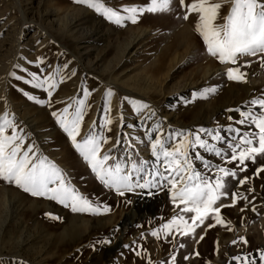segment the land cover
I'll return each instance as SVG.
<instances>
[{"label":"rangeland","instance_id":"rangeland-1","mask_svg":"<svg viewBox=\"0 0 264 264\" xmlns=\"http://www.w3.org/2000/svg\"><path fill=\"white\" fill-rule=\"evenodd\" d=\"M98 2L127 16L125 8H146L151 0ZM191 2L193 0H186V4ZM215 2L222 4L215 21L221 25L231 11V0ZM174 6L177 7L175 13H143L136 24L125 21L121 27L75 0H0V116L5 111L9 112V118L14 115L30 137L25 145L35 143L82 196L110 209L99 216L73 212L71 207L66 208L44 197H32L14 183L0 181V264H16L19 259L26 264H148L149 260L151 264H171L173 243L177 247L175 264H237L233 257L245 255L262 264L259 256L264 252V172L258 176L254 174L257 168L264 167V158L257 156L255 163L245 161L246 171L238 175V179L250 178L245 186L237 189L236 181H233L232 191L244 193L250 203L246 207L238 196L236 206L221 208L224 226L216 225L203 231L208 223L215 224L214 220H206L205 225L196 228L194 235L189 237L181 236L173 226L165 238L162 225L179 215L170 193L136 189L120 197L114 190L105 188L50 115L52 110L84 99L87 106L83 109L78 142L95 121L97 132L101 131L100 125H104L103 134L108 141L102 144L100 156L120 140L110 156L126 160L124 134H130L143 141L140 144L133 141V155L138 151L140 158L150 163L155 158L151 157V146L145 140L141 126L145 124L150 128L156 120L163 121V135L168 134L169 128L195 130L206 127L218 129L221 136L230 139L234 135L228 130L230 126L241 132L257 131L254 125L236 124L241 119L239 113L226 110L240 108L247 111L253 107L254 112L260 111L258 105L248 103L264 98V67L260 65V55L238 61L244 65L240 71L246 74V82L229 81L226 68L233 65H221L217 58L207 54L203 40L195 30L198 16L189 14L190 18L185 21L181 18L184 9ZM132 41L133 45L127 51L126 45ZM38 56L45 60L46 71L59 69L66 74L65 80L53 92L52 108L39 106L23 94L27 92L48 99L40 89L24 83L29 79L28 72H38L36 64L27 61H35ZM65 62H69L70 69L76 70V76L67 78L70 72L63 68ZM17 63L20 68L14 69ZM224 66L226 68L220 74L212 75ZM24 68L28 71L22 72ZM13 70L24 79L18 81L10 76L9 72ZM211 88L217 91L212 93ZM82 89L88 90L90 95L84 97ZM108 89L113 92L111 97L105 95ZM180 90L186 97L184 102L178 101L176 106H171L170 100L177 98ZM124 97L128 99L124 100ZM148 100L154 101L156 106ZM137 101L149 104L158 115L143 124L132 110ZM105 103L111 109L108 113L103 110ZM229 115L233 117L232 121L227 120ZM107 118L112 120L111 124H105ZM128 124L133 128L129 129ZM209 143L222 146L211 140ZM196 151L212 164L238 171V161L225 164L214 153L199 148ZM190 155L194 167L203 172L201 161L195 160V152ZM208 175L214 180L215 169ZM248 188L253 191L249 192ZM141 195L143 197L136 200ZM230 196L231 193L222 198L223 203L231 204ZM134 204L136 214L125 220L124 214L131 211ZM253 206L256 211H252ZM241 208L245 211L241 212ZM46 213L59 219L53 220ZM124 220L128 225L125 232L120 225ZM184 220L192 225L189 215L185 214ZM229 223L231 231L228 230ZM153 230H158V238L151 236ZM120 235H123L122 240ZM240 237L247 243L233 245L232 241ZM104 238H111V243H96ZM180 243L185 244L184 249L178 248ZM125 244L131 247L126 249ZM132 249L141 251V256L137 257ZM186 255L188 261L183 259Z\"/></svg>","mask_w":264,"mask_h":264},{"label":"snow or ice","instance_id":"snow-or-ice-1","mask_svg":"<svg viewBox=\"0 0 264 264\" xmlns=\"http://www.w3.org/2000/svg\"><path fill=\"white\" fill-rule=\"evenodd\" d=\"M75 2L86 4L88 8L102 13L106 19L121 27L124 26L125 21L136 24L139 15L143 13H175L177 7L174 5H178L179 9H184L181 17L183 20L187 21L190 18L189 14L198 16L195 30L202 38L207 54L217 58L221 65L235 66L226 68V76L229 81L246 82V74L240 71L244 65L238 63L243 57H256L259 54L260 65L264 67V0H231V11L223 18L224 23L221 25H217L215 21L220 15L222 4L215 0H193L188 4H186V0H151L146 8L141 7L139 10L135 7L125 8L127 16H121L117 11L106 8L98 0H75ZM27 63H35L38 72H28L29 79L24 80V83L31 84L35 89H40L48 99H40L27 92L23 94L29 101H34L39 106L52 108L53 92L57 89L58 84L65 80L66 74L61 73L59 69L46 71L45 60L40 56L36 57L35 61L29 60ZM13 67L14 69L20 68V64L17 63ZM63 68L69 69L70 75H67V78L76 76V70L69 68V62H65ZM21 71L28 70L24 68ZM9 75L18 81L24 79L14 70L9 72ZM82 91L84 97L90 95L88 90L82 89ZM210 91L215 93L217 89L211 88ZM105 95L111 97L113 92L108 89ZM123 99L127 100L128 98L124 97ZM55 103L62 102L55 101ZM248 103L251 106L258 105L260 111L254 112L253 107H249L247 111H241L240 108H230L226 111L238 112L241 119L235 123L254 125L257 131L241 132L239 128L230 126L228 130L234 133L230 139L221 136L218 129L206 127H198L195 130L169 128L168 134L163 135V121L156 120L150 128L145 127L143 132L145 140L151 146V157L155 158L151 163L140 158L138 151L133 155L132 150L135 148V144L143 143V141L130 134H124L126 160L110 156L111 151L120 143V140H117L112 148L100 156L102 144H107L108 141L103 134L104 125H100L101 131L97 132L95 121L82 140L78 142L77 138L81 135V124L84 120L83 109L87 106L84 99H78L75 103H70L62 109L52 110L50 115L67 134L72 146L87 162L96 179L105 188L114 190L120 197L135 192L136 189L170 193V199L173 205L179 209V215H174L167 224L162 225L164 236L167 238L172 227L175 226L181 236L189 237L194 235L196 228L205 225L206 220H214L215 224L208 223L202 229L203 231L216 225L224 226L225 221L220 216L221 208L236 206L238 196L245 202L246 207L250 203L244 193L232 191L233 181H236L238 189L245 186L250 180L247 176L244 179H238L239 173L246 171L245 161L250 160L255 163L257 156L264 158V98L252 99ZM70 109L73 111L70 112ZM103 110L105 113L110 112L108 103L104 104ZM132 110L142 123L158 115L149 104L140 101L132 105ZM232 119V116H227V120L232 121ZM111 123L110 118L105 119V124ZM128 128L132 129L133 125L128 124ZM153 134H155V139H153ZM28 139L30 137L16 122L15 116L9 118V112L5 111L0 116V181L14 183L32 197H44L54 200L66 208L71 207L73 212H89L96 216L110 212L108 206L92 203L73 188L66 174L47 156H44L35 143L25 145V141ZM209 140L218 142L222 146L218 147L217 143H209ZM197 148L214 153L225 164L238 161V171L222 167L220 164H212L196 151ZM190 152H195V160L201 161L203 172L194 167ZM229 154L230 159H227ZM110 160L112 163H109ZM213 169H215V179L211 180L208 173ZM261 172H264V167L257 168L254 175L258 176ZM248 191L252 192L253 189L248 188ZM229 193H231V204H225L222 198ZM240 211L244 212L245 208H241ZM252 211H256L254 206ZM185 214L190 216L191 226L184 220ZM46 215L53 220L59 219L50 213H46ZM228 230H232L230 223ZM151 236L158 238V230L151 231ZM143 238L144 234L141 233V239ZM203 238L200 236V240ZM238 242L247 243L244 237H240L239 240H233L232 244L236 245ZM96 243L108 245L111 243V238H104ZM94 246L92 245V247ZM123 247L127 249L131 246L125 244ZM178 248L184 249L185 244L180 243ZM132 250L137 257L141 256V251ZM176 251V244L173 243L171 264H175ZM183 259L188 261L189 256L186 255ZM259 260L264 264V252H261ZM233 261L237 264H257V261L248 255L233 257ZM16 264H26V261L19 259ZM148 264H151V260L148 261Z\"/></svg>","mask_w":264,"mask_h":264},{"label":"bare ground","instance_id":"bare-ground-1","mask_svg":"<svg viewBox=\"0 0 264 264\" xmlns=\"http://www.w3.org/2000/svg\"><path fill=\"white\" fill-rule=\"evenodd\" d=\"M20 10H21V12L22 13H24V11H23V9H22V6H21V3H20ZM72 26V25H71ZM68 28V27H67ZM72 28V27H71ZM19 36V35H18ZM136 40V39H135ZM19 43V42H18ZM20 44V43H19ZM18 44V45H19ZM17 45V46H18ZM133 45V41L132 42H129L128 43V45H126V50L128 51L129 50V48L131 47ZM23 50V49H22ZM21 50V51H22ZM24 51V50H23ZM126 55V54H125ZM228 66V65H227ZM226 68V66H224V67H221V68H218V69H216L215 70V72L212 74L213 76H215V75H218V74H220L224 69ZM184 90V89H183ZM183 90H180V95H178L177 96V98H175V99H172V100H170V102H169V104H171V106H176L175 104H177V102L178 101H181V102H184V100H185V96H184V94L182 93L183 92ZM148 102H150V104H152L153 106H156V103L154 102V101H152V100H148ZM141 123V122H140ZM139 123V124H140ZM144 124V123H143ZM141 127H143L144 129H145V127H146V125L144 124V125H142ZM136 214V212L134 213V211H132V209H131V211H128V212H126L125 214H124V217L123 218H125V220L126 219H128V217H130L131 215L133 216V215H135ZM2 217V216H1ZM125 220L120 224L121 226H123L124 227V230H123V232H125L126 231V229L128 228L127 226V224L125 223ZM124 234V233H123ZM120 239L122 240L123 239V235H120ZM225 240V239H224ZM41 264V263H40Z\"/></svg>","mask_w":264,"mask_h":264},{"label":"water","instance_id":"water-1","mask_svg":"<svg viewBox=\"0 0 264 264\" xmlns=\"http://www.w3.org/2000/svg\"><path fill=\"white\" fill-rule=\"evenodd\" d=\"M143 197V195H141V196H139V198H137L136 200H138V199H141ZM135 209V204L133 205V207H132V211ZM132 224V223H131Z\"/></svg>","mask_w":264,"mask_h":264}]
</instances>
